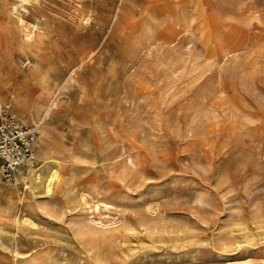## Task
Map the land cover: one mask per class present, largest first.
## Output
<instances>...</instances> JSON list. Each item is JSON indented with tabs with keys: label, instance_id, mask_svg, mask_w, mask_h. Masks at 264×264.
<instances>
[{
	"label": "rangeland",
	"instance_id": "obj_1",
	"mask_svg": "<svg viewBox=\"0 0 264 264\" xmlns=\"http://www.w3.org/2000/svg\"><path fill=\"white\" fill-rule=\"evenodd\" d=\"M12 1L0 69L47 79L61 176L0 174V264H264V0Z\"/></svg>",
	"mask_w": 264,
	"mask_h": 264
},
{
	"label": "bare ground",
	"instance_id": "obj_2",
	"mask_svg": "<svg viewBox=\"0 0 264 264\" xmlns=\"http://www.w3.org/2000/svg\"><path fill=\"white\" fill-rule=\"evenodd\" d=\"M36 1H38V0H14V1L10 2L9 6H8L9 14L10 15L11 14L12 15L16 14L17 15V17H16L17 20L16 21L18 23L20 22L19 24H21V26L25 28V24L24 23H26V22H25V20L23 18V11L21 9L27 10V5L28 4L32 5ZM34 6H35V4H34ZM86 17H88V16H86ZM34 22L35 21H33V24H34ZM31 26L33 27V25H31ZM26 28H28V26H26ZM31 32H32V30H31ZM23 36H24V34H23ZM27 36H29V35H27ZM32 37H27L26 39L23 40V43H22V47L23 48H31V47L34 46L35 43H34V41H32L33 40ZM30 56H32V55H30ZM32 67H33L32 69H34L36 71L37 66L35 67V63L32 64ZM51 70L53 71L52 68H51ZM36 75H38V74H36ZM41 75H42V73H41ZM25 77H26L25 74L22 73L18 69L15 70V72L13 74H11L8 71H5L3 69H0V109L5 107V106H8L9 109L17 112L18 121L20 123L23 124V123H27L29 121L30 122L32 121L33 122L32 124H27V125H37L38 129H39V125L41 126L45 122L46 116L48 114L50 116L51 113L53 112L52 105H51V108H49L46 105V103L43 101L44 95H46V94H48L50 92V89L48 87V81L43 76L42 77H38V78H37V76H35V79H37L38 84L36 86H34V87L33 86H26V85H25L26 86L25 87L24 84H22V81L25 79ZM38 134H37V136L35 138L34 158H35V161H38L39 159L41 161H45V163L43 164V166H45L44 169H43V166L39 167V168H34V166L32 164L33 162L28 166L26 172L24 171V169L22 167L21 168H17L15 170L13 176H12V177H14L12 183L14 182L16 184H21L23 186L24 185L26 186L28 184H33V183H36L37 181H41L42 178L45 177V185H44V182L42 184L45 186L46 192H47V195H48V193H51L53 191V188H54L56 182L60 179V176H61V163H60L59 159L51 156L49 151H48V149L43 145V137H42V133H41L40 129L38 130ZM43 135H44V133H43ZM45 169H47V171L44 174ZM43 175H45V176H43ZM44 186H42V188ZM1 187H3V184L0 183V188ZM32 188H34V187H32ZM22 216H25V215H22ZM22 216H21V218H22ZM25 221H29V219L26 218ZM3 232H4V230H3ZM222 253L226 257H230L231 256L230 253L229 254L228 253H224V252H222ZM234 254H235V252H234ZM223 258H225V257H223ZM226 259H228V258H226ZM247 264H248V262H247Z\"/></svg>",
	"mask_w": 264,
	"mask_h": 264
},
{
	"label": "built area",
	"instance_id": "obj_3",
	"mask_svg": "<svg viewBox=\"0 0 264 264\" xmlns=\"http://www.w3.org/2000/svg\"><path fill=\"white\" fill-rule=\"evenodd\" d=\"M38 130L37 125L20 123L8 106L0 109V174L4 179L33 162Z\"/></svg>",
	"mask_w": 264,
	"mask_h": 264
}]
</instances>
